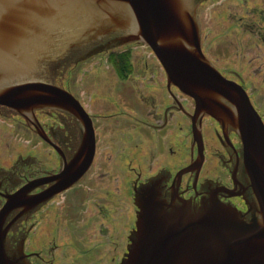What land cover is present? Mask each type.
Listing matches in <instances>:
<instances>
[{
    "label": "flooded vegetation",
    "instance_id": "af4514ba",
    "mask_svg": "<svg viewBox=\"0 0 264 264\" xmlns=\"http://www.w3.org/2000/svg\"><path fill=\"white\" fill-rule=\"evenodd\" d=\"M254 22L245 21L249 35ZM260 23L264 46V20ZM232 24L222 29L227 39L217 35L211 42L201 24L202 51L225 78L245 89L253 104L243 76L250 73L251 62L236 63ZM113 45L108 37L72 50L50 69L55 82L58 72L69 74L74 90L56 83L83 107L92 133L60 110H38L27 120L0 106L1 116L16 119L35 136L15 162L0 164V209L24 188L34 186L31 196L43 195L66 170L74 177L33 211H15L7 221L18 218L7 236L8 251L23 245L31 264H121L137 228L138 194L155 179L161 180V197L168 203L174 198L199 206L214 197L243 213L257 203L236 132L198 113L192 98L169 85L149 47ZM141 47L149 51L134 49ZM250 51L249 39L244 57ZM81 65L85 87L79 93L75 75Z\"/></svg>",
    "mask_w": 264,
    "mask_h": 264
},
{
    "label": "water",
    "instance_id": "95a60500",
    "mask_svg": "<svg viewBox=\"0 0 264 264\" xmlns=\"http://www.w3.org/2000/svg\"><path fill=\"white\" fill-rule=\"evenodd\" d=\"M207 1L0 0V106L27 120L38 110H60L92 133L83 107L52 79L50 69L72 50L112 37L111 48L149 47L169 85L242 141L257 200L248 213L214 197L199 206L174 198L168 203L155 179L138 194L137 228L121 264H264V121L245 89L225 78L202 51L199 8ZM71 179L66 170L43 195L31 196L30 186L7 197L0 209V264H31L23 245L8 251L7 236L18 218L7 221L15 211H33Z\"/></svg>",
    "mask_w": 264,
    "mask_h": 264
},
{
    "label": "rangeland",
    "instance_id": "374dc122",
    "mask_svg": "<svg viewBox=\"0 0 264 264\" xmlns=\"http://www.w3.org/2000/svg\"><path fill=\"white\" fill-rule=\"evenodd\" d=\"M199 18L203 26L204 36H207L210 42L214 41L217 35L224 36L221 40L227 39L226 30L223 31L222 29L228 21H231V24L233 23V31L230 32V36L236 46L234 57L236 63L247 64L248 61L251 62L250 73H243V76L247 81V89L251 95L253 104L264 118V70H262L264 46L258 37V35L262 34L258 33V31L262 29L260 22L264 20V0H210L200 8ZM232 19H235V22ZM250 19L255 22L251 23L252 32L249 35L244 29H246L245 21H249ZM217 28L219 31L216 30ZM249 39L251 51L248 55L250 56L246 55L244 57L242 50ZM134 49L142 52L149 51L145 47ZM83 67L84 65H81L75 75L77 77L75 90L79 93L83 92L85 87L84 71H81ZM61 74L58 72L57 77L55 76L56 82L58 84L62 83L63 87L70 86L73 88L74 83L73 81H69V74L65 73L62 76ZM60 77L62 78L58 80ZM16 121V119L10 116L0 115L1 165H4V162H15L17 156L25 151L24 147L27 146V141L35 140V136L25 131Z\"/></svg>",
    "mask_w": 264,
    "mask_h": 264
}]
</instances>
